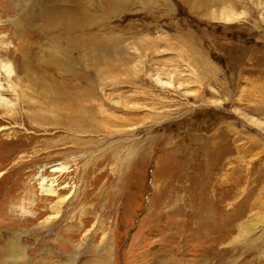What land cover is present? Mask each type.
Masks as SVG:
<instances>
[{"label":"rangeland","instance_id":"1","mask_svg":"<svg viewBox=\"0 0 264 264\" xmlns=\"http://www.w3.org/2000/svg\"><path fill=\"white\" fill-rule=\"evenodd\" d=\"M88 1L0 0V249L264 264V0Z\"/></svg>","mask_w":264,"mask_h":264},{"label":"bare ground","instance_id":"2","mask_svg":"<svg viewBox=\"0 0 264 264\" xmlns=\"http://www.w3.org/2000/svg\"><path fill=\"white\" fill-rule=\"evenodd\" d=\"M49 1H51V0H49ZM104 1H107V2L111 1L112 3H118L120 1L122 2V0H104ZM235 1L236 0H231L230 2H229V0H200L199 3L201 4V7L202 8L199 7L198 9L199 10L202 9L201 12L204 13L205 11H208L209 9H212V8H215V9H220L221 8V10H219V13L220 14L218 13V17L219 18L216 17V19H221V17H222L224 20H227V19H230V15H231V14H229V11L231 10V8H233L234 6H236L235 4H237ZM74 2H75L74 4L78 5V7L81 10V11H78L77 10L78 7H75V11L74 12L75 13H78V14H82V16H83L84 15V13H83L84 12V9H82V7H89L90 6V2L88 0H74ZM228 3H229V5H228ZM53 14H54V16H61L62 17V15L64 14V12L63 13L60 12L59 15H57V13H55V11H53L52 9H48L47 12L45 11V16L48 18V20L49 19H54V18H52V15ZM210 14H212V13H210ZM55 18L57 19V17H55ZM68 31H69L68 28H66V33ZM71 31H73V30H71ZM61 33H63V32H61ZM113 42L116 45L119 44L118 38H116V37L107 38L105 44L107 46H110ZM115 47H118V46H115ZM99 48H100L99 47V43L96 42V41H94V40H92V41L89 40L88 43H87V45L85 46V49L94 50L92 56L99 55L95 51V50H98ZM82 50L83 51H86L84 49H82ZM110 50H113V47ZM0 68L1 69H4V67H3L2 64L0 65ZM8 74H10V73H8ZM0 101H2L1 98H0ZM49 168L51 169L50 171L52 173H57V172L60 171L57 168V165L50 166ZM44 191H46V194L45 195L47 197L48 196L49 197H52V195H54V193H55V192H53V191H51L49 189L44 190ZM65 201H66V198H60L56 202H54L50 206L49 209L51 211L55 212L58 215L61 212L62 206H63V204H64ZM27 214H30V213H27ZM251 226H252L251 223H245V224L239 225L240 231L238 233V237H240L241 235H243L244 237L242 238V240L243 241H247V239L249 238V236L253 233V231L255 229L254 227H251ZM260 238H262V236L259 237V239ZM258 240H256V241H258ZM250 241L253 242L252 240H250ZM2 244H4V243H2ZM248 246H250V245H248ZM24 255H26V253L24 252V247L20 244L19 240H16V238H14V239L11 238V240H9L6 243V245H4V247L2 249H0V264H24L23 263L24 262Z\"/></svg>","mask_w":264,"mask_h":264},{"label":"clouds","instance_id":"3","mask_svg":"<svg viewBox=\"0 0 264 264\" xmlns=\"http://www.w3.org/2000/svg\"><path fill=\"white\" fill-rule=\"evenodd\" d=\"M3 67H4V70H6V71H10V70H11V65H10V63H9V64H5V65H3Z\"/></svg>","mask_w":264,"mask_h":264}]
</instances>
